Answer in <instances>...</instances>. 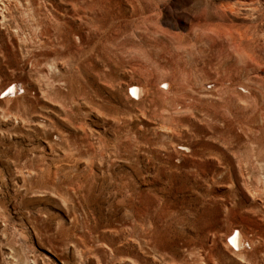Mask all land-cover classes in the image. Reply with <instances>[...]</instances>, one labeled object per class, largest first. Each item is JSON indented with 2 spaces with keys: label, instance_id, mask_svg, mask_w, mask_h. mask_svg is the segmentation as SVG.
<instances>
[{
  "label": "rangeland",
  "instance_id": "1",
  "mask_svg": "<svg viewBox=\"0 0 264 264\" xmlns=\"http://www.w3.org/2000/svg\"><path fill=\"white\" fill-rule=\"evenodd\" d=\"M0 264H264V0H0Z\"/></svg>",
  "mask_w": 264,
  "mask_h": 264
},
{
  "label": "bare ground",
  "instance_id": "2",
  "mask_svg": "<svg viewBox=\"0 0 264 264\" xmlns=\"http://www.w3.org/2000/svg\"><path fill=\"white\" fill-rule=\"evenodd\" d=\"M16 85L15 84H11L7 90H6V93L9 95H13L15 92H17L18 89H16ZM129 93L130 94H133V95H136L138 93V89L136 86H131L129 88ZM229 241L234 245L236 246L237 244H239V241H240V238H239V235H238V232L237 230H234L233 233H231V235H229Z\"/></svg>",
  "mask_w": 264,
  "mask_h": 264
}]
</instances>
